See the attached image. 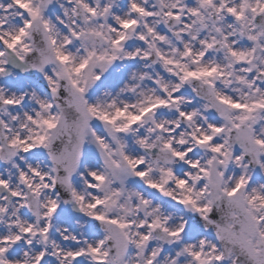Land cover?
<instances>
[{
	"label": "snow or ice",
	"instance_id": "snow-or-ice-1",
	"mask_svg": "<svg viewBox=\"0 0 264 264\" xmlns=\"http://www.w3.org/2000/svg\"><path fill=\"white\" fill-rule=\"evenodd\" d=\"M0 264H264V0H0Z\"/></svg>",
	"mask_w": 264,
	"mask_h": 264
}]
</instances>
